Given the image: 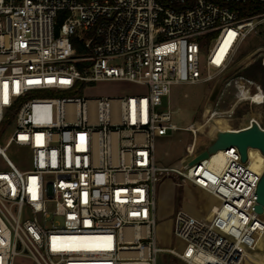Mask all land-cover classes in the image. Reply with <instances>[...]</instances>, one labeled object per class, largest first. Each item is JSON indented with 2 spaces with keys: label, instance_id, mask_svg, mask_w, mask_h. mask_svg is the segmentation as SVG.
<instances>
[{
  "label": "built area",
  "instance_id": "built-area-1",
  "mask_svg": "<svg viewBox=\"0 0 264 264\" xmlns=\"http://www.w3.org/2000/svg\"><path fill=\"white\" fill-rule=\"evenodd\" d=\"M247 3L264 0H0V140L11 132L0 144V264H159L160 254L182 264H245L263 233L255 212L263 172L250 169L249 150L245 163L233 147L220 168L210 157L167 167L155 142L185 131L193 155L203 127H213L214 140L218 121L233 130L242 104H264L258 83L229 76L264 22L234 9ZM110 81L147 93L86 95ZM183 83H216L202 124L181 128L178 110L161 111ZM62 93L72 96L49 97ZM11 145L30 152L29 169L8 158ZM168 176L218 205L210 219L175 213L180 249L155 240L157 189Z\"/></svg>",
  "mask_w": 264,
  "mask_h": 264
},
{
  "label": "rangeland",
  "instance_id": "rangeland-1",
  "mask_svg": "<svg viewBox=\"0 0 264 264\" xmlns=\"http://www.w3.org/2000/svg\"><path fill=\"white\" fill-rule=\"evenodd\" d=\"M213 40L208 49L204 50L202 60L206 56L215 42ZM201 72L206 74L207 70L201 67ZM209 70V73H213ZM243 75L246 78L254 80L264 91V22H262L254 32L248 35L242 44L235 62L232 66L229 76ZM234 91H229L226 95L225 107L229 106ZM147 89L131 83L110 81L105 83L91 84L86 95L92 98L99 97H120L129 95L146 94ZM218 93L216 83H197V84H180L171 87L170 96L163 99L161 111L172 109L178 110L174 116L173 123L181 128L192 124L203 123L202 114L208 101L214 99ZM47 97V95H43ZM68 94H55L49 97H68ZM256 122L264 129V104L253 105L242 104L230 127L233 130H240L248 127L251 122ZM220 130H230L226 121L218 122ZM203 133L197 138V147L193 150V155H188L187 147L191 144L192 137L185 131H178L167 137L156 139V159L161 165L184 166L187 167L199 154L205 151L213 142V127H203ZM11 132L6 133L0 140L1 145H5ZM192 147H190V152ZM8 158L20 169H29L31 155L27 149L11 145L6 150ZM250 156L261 159V156L251 151ZM0 169L1 162H0ZM157 211L156 220L157 228L155 231V240L157 247L161 249H180L181 242L173 235L174 215L180 209H185L195 216L203 219H210L212 212L210 208H217V205L210 203L207 194L194 187L189 183H183L176 176H168L157 189L156 194ZM264 220V215L260 217ZM256 237V236H255ZM158 263L168 262L171 258L168 255H158ZM171 264H182L176 259L170 260ZM17 264H33L27 259H18ZM245 264H264V235L256 249L246 255Z\"/></svg>",
  "mask_w": 264,
  "mask_h": 264
},
{
  "label": "water",
  "instance_id": "water-1",
  "mask_svg": "<svg viewBox=\"0 0 264 264\" xmlns=\"http://www.w3.org/2000/svg\"><path fill=\"white\" fill-rule=\"evenodd\" d=\"M233 147L238 150L243 163L247 162L248 150L250 149L258 150L264 156V129L253 121L244 129L218 131L212 144L191 161L189 165L198 164L219 151H227ZM255 212L259 216L264 215V171L257 187Z\"/></svg>",
  "mask_w": 264,
  "mask_h": 264
},
{
  "label": "bare ground",
  "instance_id": "bare-ground-1",
  "mask_svg": "<svg viewBox=\"0 0 264 264\" xmlns=\"http://www.w3.org/2000/svg\"><path fill=\"white\" fill-rule=\"evenodd\" d=\"M218 122H221V121H218ZM222 131H224V130H222ZM192 151L193 150H191V152ZM251 151L258 153L261 156V159L255 157V156H250ZM209 159H211V163L215 167H219V168L223 167L226 163L225 151H219L216 154L212 155ZM249 159H250V169L255 173L261 174L264 171V156L258 150L250 149L249 150ZM209 198H210V203H212V206L217 205V203L213 197H209ZM258 226L263 230V233H262L261 237L259 238L257 245L260 242H262V236L264 235V220H260L258 223Z\"/></svg>",
  "mask_w": 264,
  "mask_h": 264
},
{
  "label": "trees",
  "instance_id": "trees-1",
  "mask_svg": "<svg viewBox=\"0 0 264 264\" xmlns=\"http://www.w3.org/2000/svg\"><path fill=\"white\" fill-rule=\"evenodd\" d=\"M234 9L238 10L240 13L241 17H245V16H256V15H261L264 14V3H247V4H239V5H235ZM213 35H207L205 36L206 38H211ZM75 45H77V43L75 42ZM79 51H81L79 49Z\"/></svg>",
  "mask_w": 264,
  "mask_h": 264
}]
</instances>
